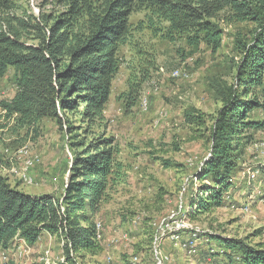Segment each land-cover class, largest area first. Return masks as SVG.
I'll use <instances>...</instances> for the list:
<instances>
[{
    "label": "trees",
    "instance_id": "obj_1",
    "mask_svg": "<svg viewBox=\"0 0 264 264\" xmlns=\"http://www.w3.org/2000/svg\"><path fill=\"white\" fill-rule=\"evenodd\" d=\"M57 3L62 6L57 13L20 16L11 13V0H0V78L9 68L16 73L14 96L0 101V131L11 120L14 130H22L51 119L66 136L72 154L69 177L59 195L30 194L12 185L0 159V256L16 239L34 245L45 232L62 243L69 264L101 249L96 216L122 169L119 143L107 133L104 110L121 67V48L134 31L131 16L143 10L152 25L156 20L165 24L166 37L179 36L190 47L204 44L212 53L223 43L221 16L226 22L251 24L234 40L233 82L215 85L222 104L213 119L208 156L195 172L202 183L190 198L189 215L225 205L246 146L257 132L264 135V0ZM146 78L129 79L120 96L126 111L136 106ZM195 112L196 119L205 122L204 114ZM209 238L221 251L203 249L201 264H212L221 253L231 263L264 264L262 245L217 235Z\"/></svg>",
    "mask_w": 264,
    "mask_h": 264
},
{
    "label": "rangeland",
    "instance_id": "obj_2",
    "mask_svg": "<svg viewBox=\"0 0 264 264\" xmlns=\"http://www.w3.org/2000/svg\"><path fill=\"white\" fill-rule=\"evenodd\" d=\"M11 1V13L20 16L62 10L57 0ZM147 14L148 11L143 10L131 16L134 31L130 41L121 48V67L104 110L107 133L119 143L121 177L103 205L105 215L96 221L103 225L101 249L81 257L78 264H156L155 250L164 259L167 257L165 264H201L203 249L213 247L215 253L221 251L209 238L211 235L244 239L251 245L264 246L262 132L254 134L239 160L241 168L233 180L229 201L211 213L189 215L190 198L194 191L200 190L202 183L195 172L208 156L213 119L222 104L215 85L233 82L234 61L237 60L234 40L240 33H247L251 24L226 22L221 16L223 43L212 53L204 44L190 47L179 36L166 37L162 30L165 24L156 20V25H152ZM178 68L187 76L173 77V71ZM15 74V69L9 68L0 78V101L14 96ZM132 76L147 77L141 91V96L149 97L146 110L140 106L141 96L131 111H126L120 99ZM196 110L204 114L205 122L196 119ZM13 123L11 120L0 131L3 166L7 170H21L24 157L19 158L17 150L23 146L39 161L29 171L32 183L14 174L3 172L4 175L12 185L27 193L39 195L50 191L59 195L68 180L72 158L66 136L47 118L22 130H14ZM244 205H249L248 213L242 210ZM174 219L186 225L178 242L193 239L195 253L169 235L155 242L161 223ZM26 244L29 248L23 260L13 259L12 246L5 252L9 260L2 264H45L41 258L46 250L50 251L52 259L63 256L57 239L37 248ZM226 258L221 253L216 260L212 259V264H235Z\"/></svg>",
    "mask_w": 264,
    "mask_h": 264
},
{
    "label": "built area",
    "instance_id": "obj_3",
    "mask_svg": "<svg viewBox=\"0 0 264 264\" xmlns=\"http://www.w3.org/2000/svg\"><path fill=\"white\" fill-rule=\"evenodd\" d=\"M173 77H182V76H187L186 73H184L182 70L175 69L172 73ZM140 106L142 107V109L146 110L149 107V97L147 96V94H145L144 96H141L140 99ZM17 156L19 158L24 157V162H23V166L21 167V170H7L5 167H2V172H7L9 174H14L16 176H18L19 178H21L24 182L27 183H32L33 178L30 175L29 171L30 169L39 161V158L37 156H34L30 153L29 149L26 146H23L21 148H19L17 150ZM254 178L256 176V174L252 175ZM227 199H230V193L227 194ZM242 210L245 213H248L250 211L249 205H244L242 207ZM186 225L181 223L179 220H172V221H163L161 223V225L159 226V230H158V234L157 237L155 239V242L158 243L159 239L162 236H167L169 235L170 238L172 240H175L176 242L180 241L181 239V231L183 230V228ZM96 227H97V233H98V238L101 239L103 234V225L100 222H96ZM185 230V229H184ZM181 243V245H183L184 248L188 249L190 252L195 253L196 249H195V241H190V242H178ZM62 246V243H61ZM13 259H20L23 260V257H25V255L28 252V248L29 246L26 243H18L15 244L13 246ZM10 250V249H8ZM7 251H4L1 253L0 256V264H2V262H7L9 260V258H7L6 253ZM156 252V257H157V262L156 264H165L164 260L167 259V257H165L166 259H164L162 256H160V254L158 253L157 250H155ZM63 256L58 258V259H52L51 255H50V251L46 250L45 253L42 255V261H44L45 264H69L66 261V258L64 256V253L62 252Z\"/></svg>",
    "mask_w": 264,
    "mask_h": 264
},
{
    "label": "crops",
    "instance_id": "obj_4",
    "mask_svg": "<svg viewBox=\"0 0 264 264\" xmlns=\"http://www.w3.org/2000/svg\"><path fill=\"white\" fill-rule=\"evenodd\" d=\"M45 193H53V192H45ZM103 215H105V213H104V208H102V210L100 211V213L96 216V219H101L102 217H103ZM56 240L57 239V237L55 236V235H52V234H50V233H47V232H45V233H43L42 235H41V237H40V239L38 240V242L36 243V244H34L33 245V247H35V248H37L38 246L40 247V246H42V244L43 245H46L45 243H52L53 242V240ZM58 240V239H57ZM18 243H26V241H24V240H22V239H16L15 241H14V244L12 245V246H14L15 244H18ZM41 243V244H40ZM58 243H59V245L61 246V243L59 242V240H58ZM41 249V248H40ZM40 249H38V251H40V253L42 254V252H41V250ZM61 250H62V247H61ZM35 252H37V250L35 251ZM63 252V251H62Z\"/></svg>",
    "mask_w": 264,
    "mask_h": 264
}]
</instances>
